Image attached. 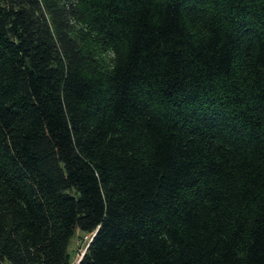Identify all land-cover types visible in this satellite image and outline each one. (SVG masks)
I'll list each match as a JSON object with an SVG mask.
<instances>
[{
    "label": "trees",
    "instance_id": "16d2710c",
    "mask_svg": "<svg viewBox=\"0 0 264 264\" xmlns=\"http://www.w3.org/2000/svg\"><path fill=\"white\" fill-rule=\"evenodd\" d=\"M264 264V0H0V264Z\"/></svg>",
    "mask_w": 264,
    "mask_h": 264
},
{
    "label": "rangeland",
    "instance_id": "374dc122",
    "mask_svg": "<svg viewBox=\"0 0 264 264\" xmlns=\"http://www.w3.org/2000/svg\"><path fill=\"white\" fill-rule=\"evenodd\" d=\"M92 235H85L80 231L76 232V235L71 240L69 250L72 253V264H77V262L82 257L86 250L87 244L89 243Z\"/></svg>",
    "mask_w": 264,
    "mask_h": 264
}]
</instances>
